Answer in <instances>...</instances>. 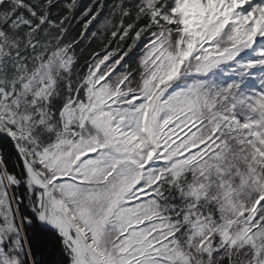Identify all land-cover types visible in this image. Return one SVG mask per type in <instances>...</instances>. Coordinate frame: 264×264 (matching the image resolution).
<instances>
[{"label":"snow or ice","instance_id":"1","mask_svg":"<svg viewBox=\"0 0 264 264\" xmlns=\"http://www.w3.org/2000/svg\"><path fill=\"white\" fill-rule=\"evenodd\" d=\"M0 264H264V0H0Z\"/></svg>","mask_w":264,"mask_h":264}]
</instances>
